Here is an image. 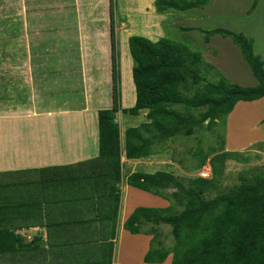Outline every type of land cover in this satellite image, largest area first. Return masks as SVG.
I'll use <instances>...</instances> for the list:
<instances>
[{
  "label": "crops",
  "instance_id": "1",
  "mask_svg": "<svg viewBox=\"0 0 264 264\" xmlns=\"http://www.w3.org/2000/svg\"><path fill=\"white\" fill-rule=\"evenodd\" d=\"M113 31L111 0H0V173L66 167L99 156L98 112L113 106V37L121 114L137 99L134 62L126 51L130 32L120 21ZM147 114L143 109L133 116L142 117L141 124L149 121ZM237 120L247 122L250 134L233 139L229 150L254 151L264 160V98L239 102L227 121L233 128ZM123 126L124 147L129 125ZM155 158L128 159L124 151L120 183L105 174L99 191L91 180L54 199L51 192L41 224L31 223L32 209L21 208L22 217L10 225L23 243L38 244L41 255L32 259L31 248L22 247L18 258L1 256L0 264H171L172 253L162 263L146 262L153 236L125 228L137 207L169 206L126 182L135 172L155 173ZM59 197L64 201L56 203ZM29 231L40 233L26 240Z\"/></svg>",
  "mask_w": 264,
  "mask_h": 264
},
{
  "label": "trees",
  "instance_id": "2",
  "mask_svg": "<svg viewBox=\"0 0 264 264\" xmlns=\"http://www.w3.org/2000/svg\"><path fill=\"white\" fill-rule=\"evenodd\" d=\"M212 1L155 0V7L157 13L164 15L171 11L203 8ZM259 1L254 0L252 9ZM113 7L114 0H111L112 32ZM203 32L207 42L215 34L230 37L252 70L257 85L242 87L223 78L211 81L207 74L213 66L204 63L200 52L174 43L165 36L154 41L146 36L133 35L129 46L134 59L137 99L134 107L122 112L138 115L140 110L146 109L149 121L129 127L123 147L117 122L121 105L113 37V106L98 112L99 156L66 167L42 168L18 174L0 173V257L17 255L15 258H18L22 247L31 248L32 259L41 255L35 248L39 247L38 244L33 247L23 243L10 225L12 219L18 220V215L22 217L18 212L21 208L28 206L32 209L34 220L31 223L41 224L51 204L48 197L51 192H54V199L59 192L77 191L73 186L75 183L80 186L91 180L94 181L93 188L99 191L97 184L105 174L118 184L123 179L121 156L124 151L128 159L156 154L158 148H164L176 135L190 136L201 129L211 130L220 122L226 124L239 102L264 98V59L255 50V40L226 29ZM237 157L231 151L212 155L209 161L212 177L209 179L200 176L183 178L168 171L135 172L126 177L129 186L169 202L166 208L137 207L125 223V228L133 234L153 236L146 262L162 263L172 253L171 264H264V175L260 173L251 179L242 178L241 184L215 197L210 196L212 191L218 190L225 161ZM239 159L243 160L242 157ZM90 165L92 171L87 167ZM78 191L81 192V189ZM60 198L56 199V203L64 201ZM162 225L172 229L176 239L172 249L164 247L161 241L156 244ZM52 237L48 231L49 246L52 245Z\"/></svg>",
  "mask_w": 264,
  "mask_h": 264
},
{
  "label": "rangeland",
  "instance_id": "3",
  "mask_svg": "<svg viewBox=\"0 0 264 264\" xmlns=\"http://www.w3.org/2000/svg\"><path fill=\"white\" fill-rule=\"evenodd\" d=\"M253 2L254 0H213L203 8L186 12L171 11L161 15L157 13L155 0H114L113 21L115 26L119 21L124 22L130 37L146 34L148 35L146 37L156 41L165 36L174 43L183 45L194 52H200L204 63L213 66H210L207 74L211 81L216 82L223 78L242 87H254L257 85V80L234 41L230 37L215 34L209 38L210 42H207L206 34L203 32V30L226 29L252 37L255 40L256 52L264 59V0H260L254 9H252ZM155 23H157V30L154 28ZM126 51L134 62L129 41ZM57 105L65 107L62 104ZM81 106L79 104V107ZM246 114L247 112H244V115ZM123 116L128 120L122 121ZM141 119L142 117L129 114L122 115L120 110L117 113V122L121 124L120 127L137 126ZM231 125L232 123L228 121L226 124L220 122L211 130L201 129L190 136L176 135L164 148L156 150L157 158L155 159L159 163L157 168L160 170L156 167L152 170L170 171L183 178H195L201 176L202 171L209 170L212 155L224 151L236 153L237 158L228 159L223 164L218 190L210 193L212 197L241 184L242 178L251 179L260 173L264 175V160L257 158L254 151L229 150L228 143H231L233 139L238 141L250 134V128L245 120H237L233 128ZM205 156H207L205 162L200 167ZM240 157L243 160H240ZM211 174L210 172V176ZM159 199L166 201L163 198ZM153 207H162V205L158 202L154 203ZM39 233V231H29L24 237L26 240H32ZM160 241L164 247L173 248L176 239L170 226H161V235L156 239V244ZM171 257L172 254L169 255V258Z\"/></svg>",
  "mask_w": 264,
  "mask_h": 264
},
{
  "label": "built area",
  "instance_id": "4",
  "mask_svg": "<svg viewBox=\"0 0 264 264\" xmlns=\"http://www.w3.org/2000/svg\"><path fill=\"white\" fill-rule=\"evenodd\" d=\"M204 169H206V168H204ZM205 171H207V172H205ZM205 171H202L201 172V177H203V178H209L210 177L211 168L209 167V170H205Z\"/></svg>",
  "mask_w": 264,
  "mask_h": 264
},
{
  "label": "clouds",
  "instance_id": "5",
  "mask_svg": "<svg viewBox=\"0 0 264 264\" xmlns=\"http://www.w3.org/2000/svg\"><path fill=\"white\" fill-rule=\"evenodd\" d=\"M210 164V163H209ZM211 168V167H210ZM203 170V169H202ZM211 173H212V168H211ZM201 177V176H200ZM212 177V174H211V176L209 177V178H211ZM203 178V177H202ZM209 178H205V179H209Z\"/></svg>",
  "mask_w": 264,
  "mask_h": 264
}]
</instances>
